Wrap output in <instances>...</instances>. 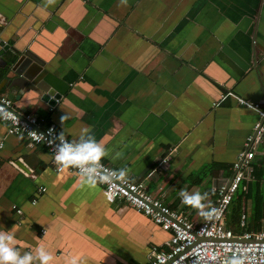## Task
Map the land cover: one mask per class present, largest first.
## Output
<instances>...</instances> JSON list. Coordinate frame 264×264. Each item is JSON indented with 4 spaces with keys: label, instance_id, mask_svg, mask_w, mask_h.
<instances>
[{
    "label": "crops",
    "instance_id": "crops-1",
    "mask_svg": "<svg viewBox=\"0 0 264 264\" xmlns=\"http://www.w3.org/2000/svg\"><path fill=\"white\" fill-rule=\"evenodd\" d=\"M0 22L16 56L0 64V96L6 80L27 86L40 73L64 89L52 109L17 89L15 112L73 144L98 143L100 162L197 223L251 146L250 172L260 176L242 211L251 226L262 207L255 229L264 230V136L248 141L264 111V0H0ZM0 142V230L30 264H41V248L48 264L69 255L148 264L151 248L168 242L124 201L107 202L96 182L57 172L43 146L7 134L1 121ZM182 192L198 195L199 207L183 204Z\"/></svg>",
    "mask_w": 264,
    "mask_h": 264
},
{
    "label": "built area",
    "instance_id": "built-area-1",
    "mask_svg": "<svg viewBox=\"0 0 264 264\" xmlns=\"http://www.w3.org/2000/svg\"><path fill=\"white\" fill-rule=\"evenodd\" d=\"M225 97L222 95L221 99ZM238 101L242 106L259 109L258 104ZM260 116L262 121L256 124L255 137L249 138V142L259 140L264 135V111L260 112ZM0 121L5 124L7 134L23 136L30 144L43 146L51 155L57 172L66 169L86 178L94 175L95 182L102 188L107 202L122 200L132 209L147 217L162 231L169 233L171 237L168 242L161 247L151 248L148 254V264H227L228 257L233 255L242 257L243 264H264V230L235 235L226 228L224 221L234 194L242 180L248 179L250 161L253 157L251 146L247 151L238 155L232 166L235 170L232 179L215 189L213 204L197 223L180 216L162 200L152 197L147 193L142 182H132L100 161L70 164L61 168L54 160L58 147L62 146V142L68 143L73 149L79 145L59 135L53 125L40 128L38 119L18 114L13 109L11 100L5 96H0ZM2 149L3 143L0 142V152ZM168 161V156L162 158L152 171L156 172ZM89 168L96 171L89 173L87 171ZM113 176L116 179L110 182V177ZM43 192V188L38 190V193ZM32 203L34 204L35 200ZM12 208L17 215H21L19 209L14 206ZM244 219L242 215L240 227L245 226Z\"/></svg>",
    "mask_w": 264,
    "mask_h": 264
},
{
    "label": "clouds",
    "instance_id": "clouds-1",
    "mask_svg": "<svg viewBox=\"0 0 264 264\" xmlns=\"http://www.w3.org/2000/svg\"><path fill=\"white\" fill-rule=\"evenodd\" d=\"M102 156L103 149L96 142L88 141L79 145L75 149L70 147L68 143L62 142V146L58 147V151L54 155V160L58 162L62 168L70 164L96 162L99 161ZM87 171L89 173H94L96 170L89 168ZM121 175H123L122 171ZM115 179V176L110 177V182H113ZM83 183H87L89 185L95 183L94 175H89L86 181H83L82 184ZM181 195L183 197V204L192 207H199L198 195L189 196L183 192ZM9 232L10 231L0 230V264H30V261L32 260L31 255L26 253L23 256H20L14 247L9 246L8 241L12 239V236L9 234ZM39 258L41 264H48L51 256L43 248H41L39 250ZM66 264H78V260L75 256L69 255L66 260ZM80 264H82V262H80ZM227 264H243V259L240 256L233 255L228 257Z\"/></svg>",
    "mask_w": 264,
    "mask_h": 264
},
{
    "label": "water",
    "instance_id": "water-1",
    "mask_svg": "<svg viewBox=\"0 0 264 264\" xmlns=\"http://www.w3.org/2000/svg\"><path fill=\"white\" fill-rule=\"evenodd\" d=\"M4 29V24H1L0 22V64L3 65V68L5 67V65H9V67H11V63H14L16 60V56L13 53V50L9 47V45L6 44ZM3 56H5V59H3ZM4 72V76L7 75V70H5ZM40 74H36L33 81L29 82L30 84H28L27 86L24 85L23 79H13L10 81L6 80L4 86L8 92L7 98L9 100L19 99L20 94L15 93V90L17 89L23 90V92L25 93L30 91L36 95V98L39 102L45 104L50 109L54 108L56 104H58L60 97L63 95L64 89H62V87L55 81L47 79L44 76H41ZM16 164L20 168L26 170V168H23L24 166H22V164H20L19 162H16Z\"/></svg>",
    "mask_w": 264,
    "mask_h": 264
},
{
    "label": "trees",
    "instance_id": "trees-1",
    "mask_svg": "<svg viewBox=\"0 0 264 264\" xmlns=\"http://www.w3.org/2000/svg\"><path fill=\"white\" fill-rule=\"evenodd\" d=\"M259 176L260 175L258 174L257 168L253 166L251 168L249 180H242L240 187L234 194L228 206L227 212L225 214V226L235 235H240L243 232L260 231L259 229L257 230L255 229V224L260 220V214L258 213V211L261 210L262 207H260L258 211H255V209L253 210L254 214H253V221L251 222V226L246 225L244 227H240L239 225L241 216L243 215V211H242V209L244 208L243 206L248 199H251V194L253 197L254 194L252 192V185L254 183H257V181L259 180ZM253 201L257 203V202H262L263 200L261 198L260 200L253 199Z\"/></svg>",
    "mask_w": 264,
    "mask_h": 264
},
{
    "label": "rangeland",
    "instance_id": "rangeland-1",
    "mask_svg": "<svg viewBox=\"0 0 264 264\" xmlns=\"http://www.w3.org/2000/svg\"><path fill=\"white\" fill-rule=\"evenodd\" d=\"M169 234V233H168ZM171 237V235L169 234V238Z\"/></svg>",
    "mask_w": 264,
    "mask_h": 264
}]
</instances>
